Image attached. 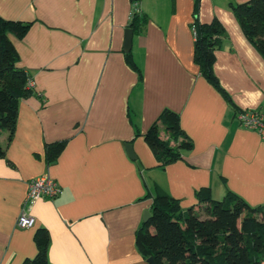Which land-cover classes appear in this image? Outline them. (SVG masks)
I'll return each mask as SVG.
<instances>
[{"label": "crops", "instance_id": "obj_1", "mask_svg": "<svg viewBox=\"0 0 264 264\" xmlns=\"http://www.w3.org/2000/svg\"><path fill=\"white\" fill-rule=\"evenodd\" d=\"M133 1L0 0V16L30 24L23 37H9L18 67L34 81L13 134L0 131V264L33 258L41 228L54 264H150L136 235L156 186L201 218L206 205L196 193L204 187L214 199L233 192L252 206L264 203V139L235 117L264 110V56L231 8L248 0L199 2L200 22L223 30L214 64L221 87L194 57L195 0H138L132 68L124 43ZM166 108L179 114L193 147L161 167L144 135L156 122L161 129ZM62 140L48 162L47 145ZM44 175L62 192L33 204L34 225L20 228L28 184Z\"/></svg>", "mask_w": 264, "mask_h": 264}, {"label": "trees", "instance_id": "obj_2", "mask_svg": "<svg viewBox=\"0 0 264 264\" xmlns=\"http://www.w3.org/2000/svg\"><path fill=\"white\" fill-rule=\"evenodd\" d=\"M138 3V0H134ZM199 2L195 0L192 29L195 33L194 57L201 72L220 86L214 71L216 50L220 47L223 30L216 24H202ZM246 37L264 56V0H248L232 4ZM141 13L134 12L130 26L141 29ZM30 24L8 20L0 16V131L13 134L18 106L22 97L32 93L28 74L18 67V51L9 37L14 33L23 37ZM127 63L138 69L131 52ZM264 112L263 109H257ZM236 110L235 117L239 112ZM158 122L144 135L159 166L164 167L182 157V151L193 147L192 140L183 134L179 114L169 108L162 111ZM161 130L165 138L161 136ZM65 140L48 144L46 157L54 161L65 147ZM5 150L0 145V157ZM197 200L205 204L206 218H201L194 207L182 211L178 199L160 186L155 187L151 217L136 235V243L145 258L153 257L155 264H264V203L252 206L239 195L229 192L223 199H214L209 187L201 188ZM37 253L23 264H54L48 257L50 235L46 228L35 234Z\"/></svg>", "mask_w": 264, "mask_h": 264}, {"label": "built area", "instance_id": "obj_3", "mask_svg": "<svg viewBox=\"0 0 264 264\" xmlns=\"http://www.w3.org/2000/svg\"><path fill=\"white\" fill-rule=\"evenodd\" d=\"M134 12H139L137 3H134L130 18ZM27 84L30 89L33 88L34 81L31 77L28 78ZM237 119L243 126L259 132L264 139V112L259 110H245L238 113ZM61 192L62 187L60 184L49 175H44L30 180L22 211L17 218V226L20 228L32 227L35 223V218L29 212V208H31V206L39 199H54Z\"/></svg>", "mask_w": 264, "mask_h": 264}, {"label": "water", "instance_id": "obj_4", "mask_svg": "<svg viewBox=\"0 0 264 264\" xmlns=\"http://www.w3.org/2000/svg\"><path fill=\"white\" fill-rule=\"evenodd\" d=\"M133 35H134V30L132 28H127L125 31V43H124V50L126 52H129L132 48V40H133ZM126 149L127 152L129 154V156L132 159H137L138 158V154L136 153L135 149H134V145L132 143H127L126 145ZM151 217V212H146L144 214V221H147L149 218ZM148 262L150 264H155V260L153 257H149L148 258Z\"/></svg>", "mask_w": 264, "mask_h": 264}]
</instances>
